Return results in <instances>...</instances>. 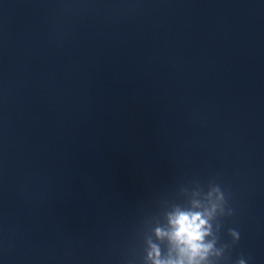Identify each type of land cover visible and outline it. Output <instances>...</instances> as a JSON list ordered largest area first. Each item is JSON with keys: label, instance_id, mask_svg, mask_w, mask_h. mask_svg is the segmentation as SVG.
I'll use <instances>...</instances> for the list:
<instances>
[{"label": "clouds", "instance_id": "obj_1", "mask_svg": "<svg viewBox=\"0 0 264 264\" xmlns=\"http://www.w3.org/2000/svg\"><path fill=\"white\" fill-rule=\"evenodd\" d=\"M206 223L200 213H177L171 220L173 231L170 239L181 258L167 262L156 260L154 264H200L212 247L211 244L204 243V237L208 234ZM232 234L237 235L235 232ZM153 252L156 250L153 249Z\"/></svg>", "mask_w": 264, "mask_h": 264}]
</instances>
